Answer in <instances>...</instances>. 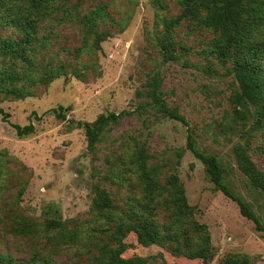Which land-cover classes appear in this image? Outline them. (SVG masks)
<instances>
[{
	"label": "rangeland",
	"instance_id": "374dc122",
	"mask_svg": "<svg viewBox=\"0 0 264 264\" xmlns=\"http://www.w3.org/2000/svg\"><path fill=\"white\" fill-rule=\"evenodd\" d=\"M5 0L0 6L3 10ZM1 2V0H0ZM40 26L51 34L46 49L36 53L35 74L63 64L66 75L47 85L29 84L31 96L18 99L0 91V264H91L98 248L110 243L117 225H135L148 203L131 160L134 148L148 155L161 184L175 175L182 185L193 218L210 235L208 263L185 256L183 241L143 247L133 233L125 235L123 258H147L149 264H222L228 256L246 255L250 264H264V239L238 206L217 191L205 168L187 148L188 135L196 148L215 157L224 170L229 190L243 198L264 226V197L254 190L237 167L234 148H245L255 167L264 173V130L255 118L239 119L231 104L238 86L233 75L212 55L214 34L190 21L169 34L180 60L165 62L159 43L165 23L179 14L175 0H64ZM98 5L106 14L97 19V32L110 37L100 49H84L79 20ZM69 10L74 22L65 21ZM4 12L0 11V23ZM4 37L12 29L0 26ZM79 56V57H76ZM20 72L27 70L17 64ZM41 68V69H40ZM38 69V71H37ZM159 77L163 100L185 124L144 109V93L153 75ZM70 107L58 119L52 112ZM125 113L87 151L78 123H92L100 115ZM32 124L34 132L19 138L14 125ZM112 202L109 220L93 209L95 188ZM163 195L152 204V217L166 232H174ZM64 223L63 236L48 231L46 220ZM29 224L34 233L19 225ZM180 245L181 251L173 253Z\"/></svg>",
	"mask_w": 264,
	"mask_h": 264
},
{
	"label": "trees",
	"instance_id": "16d2710c",
	"mask_svg": "<svg viewBox=\"0 0 264 264\" xmlns=\"http://www.w3.org/2000/svg\"><path fill=\"white\" fill-rule=\"evenodd\" d=\"M5 0H1L0 6ZM57 7L66 6L64 0H8L0 11L4 12L0 26L12 29L17 37L11 34H0V91L8 96L23 99L31 96L26 83H40L47 85L61 76H65V66L52 65L47 71L35 74L34 57L37 52L47 48L51 34L40 35L41 25L46 18L55 13ZM179 14L165 23L166 38L159 43L162 58L165 62H175L180 57L175 52L173 41L169 38L170 32L179 23L190 21L214 34L211 42V53L216 61L225 67L238 86L232 97L235 115L242 120L255 118V130H264V0H175ZM65 21L74 22V16L69 10ZM106 14V6L98 5L96 9L85 14L80 20L82 45L74 55L84 49H100V44L110 37L107 32H97V19ZM79 57V56H76ZM21 64L27 70L20 72L16 65ZM38 71V69H37ZM144 93L146 97L144 109L161 114L164 118L185 124V120L176 111L172 110L163 100L159 90V77L153 75L146 84ZM70 107H59L52 112L58 119H65L63 112H69ZM125 113H108L100 115L92 123H78L83 128L87 140V151L94 154L96 145L102 135L111 125L119 123ZM2 119L7 121L9 115L0 109ZM13 128L19 138L34 132L32 124ZM187 148L192 155L201 162L205 168L206 176L215 186L216 190L233 201L239 208L241 216L253 222L255 230L261 233L264 239V226L261 219L253 213L243 198L233 194L224 180V170L219 161L199 151L194 139L188 135ZM233 156L237 167L246 177L251 187L264 197V173L259 171L249 158L242 146L234 148ZM148 155L143 149L134 148L131 160L137 179L143 187L148 203L144 205V217L135 225H117L110 235V243L98 248L97 255L91 264H149L148 259L141 257L123 258L127 245L123 242L125 235L133 233L137 243L143 247L162 245L163 243L180 242L184 236L183 247L185 256L192 260H201L208 263L212 259L210 235L205 225L199 224L193 218V209L187 203L185 192L175 175L161 184L156 170L147 165ZM165 195L167 212L174 232H166L152 217V204ZM112 202L104 189L95 188L93 209L104 219L111 218ZM45 228L48 231L57 230L60 236L65 232L64 223L56 220H46ZM24 233H34L29 224L19 225ZM182 246L178 245L173 253L178 254ZM222 264H250L246 255L226 257Z\"/></svg>",
	"mask_w": 264,
	"mask_h": 264
}]
</instances>
